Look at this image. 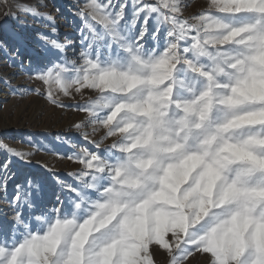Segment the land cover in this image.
<instances>
[{"label":"snow or ice","instance_id":"6c2138e0","mask_svg":"<svg viewBox=\"0 0 264 264\" xmlns=\"http://www.w3.org/2000/svg\"><path fill=\"white\" fill-rule=\"evenodd\" d=\"M185 7L85 0L78 41L38 34L45 56L19 67L45 88L12 95L83 112L74 127L104 135L81 133L91 147L67 155L81 168L72 183L57 176L63 198L53 192L51 207L42 181L14 185L0 264H154V245L170 264L194 252L207 264H264V0H209L190 17Z\"/></svg>","mask_w":264,"mask_h":264},{"label":"rangeland","instance_id":"374dc122","mask_svg":"<svg viewBox=\"0 0 264 264\" xmlns=\"http://www.w3.org/2000/svg\"><path fill=\"white\" fill-rule=\"evenodd\" d=\"M148 2L155 3L156 0H148ZM183 2L186 5L183 13L185 17L198 15L207 10L209 5V0H183ZM84 3L85 0H7L6 3L0 0V86L2 90L5 89L6 94L5 100L0 102V144L17 151L32 153L26 160H21L15 156L10 158L9 153L0 148V166L11 159L9 171L15 173L8 184L7 200L0 190V228H11L10 200L15 184H24L28 178L40 180L44 185L42 202L44 204H48L49 201L55 202L53 192L61 194L60 187L56 184L57 176L72 183L73 177L68 173L79 171L81 168L79 163L67 159V155L79 152L83 146L91 147L81 138V133H89L90 140L96 141L104 135L102 128L93 132L91 126L79 130L74 127L78 121L84 119L83 112L53 106L35 93L26 96L12 95V88H39L43 91L45 86L38 81L30 80L25 72L21 71L20 64L28 68L29 61L33 64L38 61L30 59L27 53L20 55L15 39L5 34L4 29L11 28L10 30L16 31L15 34L21 35L30 48H35L39 42L36 38L38 34L46 35V32H43V26H38L42 18L31 13H46L54 19V23L47 22L48 29L56 27L58 30V34L52 35V38L61 42L65 41V37L78 41L80 19L75 13ZM39 50L45 56L43 48ZM6 80L9 83H5ZM92 95L93 93L88 92L83 99L76 96L75 100L68 97H62V100L64 104L69 105L83 104ZM69 140L75 142V147L69 146ZM110 143L111 139L106 140L101 147ZM37 145L45 150H39ZM2 175L3 171L0 168V176ZM61 197L63 198V194ZM51 206L52 204H48V207ZM25 214L27 215V210ZM151 251L154 264H170L171 258L167 250L154 245ZM207 257L208 254L194 252L185 264H202V259L207 260Z\"/></svg>","mask_w":264,"mask_h":264},{"label":"bare ground","instance_id":"6f19581e","mask_svg":"<svg viewBox=\"0 0 264 264\" xmlns=\"http://www.w3.org/2000/svg\"><path fill=\"white\" fill-rule=\"evenodd\" d=\"M47 22H48V20L40 19V23H39L38 26H43L44 27V29H42V30H44L43 32H46V35H48V36H52L53 35L52 34V31H51L52 27L48 29V27L46 26L47 25ZM10 29L9 28H5L4 29L5 34H7V35H9V37H13L15 39V43H16V46H17V48L19 50V54L20 55H23V54L27 53L28 54V57L30 59H35L36 62L37 61L40 62L41 59L44 56H43V54H41V51L39 50V48L42 49V46H41L42 45V41H40L39 37L38 36L36 37L39 40L38 46L35 47V48H30L28 46V44L25 42V40L22 38L21 35L15 34L16 31H13V30H10ZM4 75H6V74H4ZM5 98H6L5 89L2 90V87L0 86V102H2L3 100H5ZM202 260H203L201 262L202 264H207V260L205 258H203Z\"/></svg>","mask_w":264,"mask_h":264}]
</instances>
